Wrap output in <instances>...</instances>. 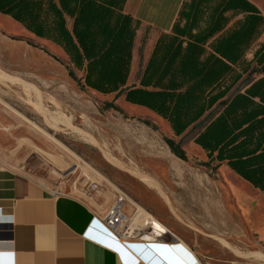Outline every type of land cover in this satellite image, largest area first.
<instances>
[{
  "label": "crops",
  "instance_id": "obj_1",
  "mask_svg": "<svg viewBox=\"0 0 264 264\" xmlns=\"http://www.w3.org/2000/svg\"><path fill=\"white\" fill-rule=\"evenodd\" d=\"M127 17L134 31L128 73L125 66L113 75L110 65L87 70L86 58L80 69L74 66L63 37L79 46L75 22L80 36L102 39L105 32L119 33ZM0 21L7 31L57 47L87 89L153 114L185 150L199 151L264 200V8L257 1L0 0ZM84 21L98 22L86 27ZM186 90L190 97L177 109L174 97L144 106L143 91ZM128 92L144 105L128 101ZM109 207L56 192L0 159V264H201L177 238L117 239L100 221ZM253 228L264 244V219Z\"/></svg>",
  "mask_w": 264,
  "mask_h": 264
},
{
  "label": "rangeland",
  "instance_id": "obj_2",
  "mask_svg": "<svg viewBox=\"0 0 264 264\" xmlns=\"http://www.w3.org/2000/svg\"><path fill=\"white\" fill-rule=\"evenodd\" d=\"M255 1L264 8V0ZM5 25L0 21V71L13 81H0V159L99 207L124 195L129 217L138 208L147 212L201 264H264V244L253 228L264 219L256 191L199 151L185 150L153 114L87 89L57 47ZM56 119L67 126L58 121L55 129ZM168 139L180 143L186 161L171 152ZM140 225L134 227L142 231Z\"/></svg>",
  "mask_w": 264,
  "mask_h": 264
},
{
  "label": "trees",
  "instance_id": "obj_3",
  "mask_svg": "<svg viewBox=\"0 0 264 264\" xmlns=\"http://www.w3.org/2000/svg\"><path fill=\"white\" fill-rule=\"evenodd\" d=\"M97 22L98 21H92V22L84 21L82 22V25L86 27L88 25L93 26V24H97ZM76 26H77V22L74 23L73 32L76 36L79 46L77 47L73 43L72 39L69 37H63V40L65 44L64 48L66 52L71 56L72 62L77 69H80L82 67L83 62H84L83 59L86 58L87 70H89L92 64L95 68H104V69L107 67V65H110V66L115 67V70L111 71V74L113 75L118 72L119 66L121 68V71H122V67L125 66V69L128 73L129 62H130V48H131V43H132V39L134 35V31L130 30L129 28V18L128 17H127V25H125L124 28H122L119 33H114V36H113L111 33L105 32L102 39L96 38L95 35H92L90 38L82 37L79 35V33H77ZM250 29H252L251 26L244 27V30L251 31ZM239 40H240V43H242L243 41H245V38H243L240 35ZM87 42H89V46L85 45V43ZM108 42L110 43L109 46H107ZM79 48L81 49L83 55L81 54ZM88 49H90L91 53H89ZM91 57L94 58L93 61H89ZM109 60H112V62H109ZM263 60H264V57H263ZM104 80H108V78L106 77ZM84 82L85 84L89 83L87 75L84 79ZM129 92L126 95V99L132 103L141 104L137 99H132L129 96ZM143 93L145 97H147L146 98L147 100L144 102L146 105L144 104H141V105L147 106L150 109L155 108V104L150 103V100L155 97L156 98L161 97L163 101H166L168 98L172 99V97H174L175 98L174 107L176 109H177V105L181 107V105L184 103L183 101L184 98L186 99V102H187V100L190 97L188 90H186V93L183 95L181 94L169 95V94L147 92V91H143ZM105 106L108 108H115L111 104H106ZM175 108L173 109V111L175 110ZM199 115L200 113L197 115V118ZM172 126H173V123H172ZM186 127H187L186 125L180 126L178 128L176 127L175 128L176 135H180L186 129ZM166 143L168 147L170 148L171 152L177 158L183 161L187 160V155L185 151L181 148L180 143H176L175 141L169 140V139L166 140ZM196 143L199 145L201 144V140L199 137L196 139Z\"/></svg>",
  "mask_w": 264,
  "mask_h": 264
},
{
  "label": "bare ground",
  "instance_id": "obj_4",
  "mask_svg": "<svg viewBox=\"0 0 264 264\" xmlns=\"http://www.w3.org/2000/svg\"><path fill=\"white\" fill-rule=\"evenodd\" d=\"M0 81L2 82H5V81H13L12 79L8 78L7 76H5L1 71H0ZM27 84V83H26ZM33 104V103H32ZM35 104V103H34ZM37 108V107H36ZM38 110V108H37ZM41 110V109H40ZM43 110V109H42ZM40 113V112H39ZM45 112H42V114L44 115ZM52 114V113H51ZM50 114V115H51ZM46 116V115H45ZM56 116V115H55ZM54 116V117H55ZM61 116V115H60ZM50 117V116H49ZM59 117V116H58ZM45 118V117H44ZM51 118V117H50ZM53 118V117H52ZM56 118V117H55ZM61 120V119H60ZM58 119H56L54 121V124L52 125H55V129L56 128V125L58 123ZM62 121V120H61ZM62 122H65L62 121ZM49 123V122H48ZM51 124V123H50ZM58 124H63L65 125V123H59ZM60 126V125H59ZM67 126V125H65ZM71 127V125H70ZM59 129V128H58ZM90 137V136H89ZM91 140V139H90ZM105 152V151H104ZM111 157V156H110ZM111 159L114 161L113 163H117V161L115 159H113V157H111ZM117 165V164H115ZM128 170V169H126ZM134 176H136L140 181L144 182L145 184H147L148 186L150 187H153L154 189L156 190H159L160 191V188L159 186L148 176L140 173L139 171L137 170H132L130 171ZM161 193V192H160ZM164 196V195H163ZM143 222L145 225L148 226L149 228V231H141L140 229L135 228L134 226L135 225H140V223ZM131 224L133 225V227H131ZM129 233H131V235L134 236V238L136 237H140L141 238V242H144L146 243L147 241L146 240H154V241H161L163 240V238H165V235L166 237H171V238H175L174 234L166 227L164 226L163 224H161L156 218H154L153 216L149 215L147 212L141 210L140 208H138L136 210V215L134 217V222L132 223V218L129 222ZM138 231H141V232H138ZM123 242H126V241H123ZM226 244V243H225Z\"/></svg>",
  "mask_w": 264,
  "mask_h": 264
},
{
  "label": "built area",
  "instance_id": "obj_5",
  "mask_svg": "<svg viewBox=\"0 0 264 264\" xmlns=\"http://www.w3.org/2000/svg\"><path fill=\"white\" fill-rule=\"evenodd\" d=\"M126 201L127 198L124 195L117 194L114 202L112 203V205H110L104 217L100 218V221L114 237H116L121 241H127V240L141 241V238L139 236L134 238V236L131 235V233H129L128 224L131 218L136 214V211L133 216L129 217L125 212ZM139 228L143 230L144 227L140 225ZM146 229L147 228H145V230Z\"/></svg>",
  "mask_w": 264,
  "mask_h": 264
}]
</instances>
